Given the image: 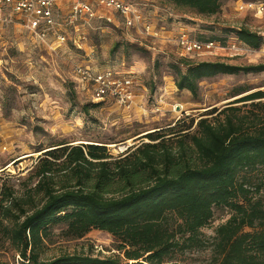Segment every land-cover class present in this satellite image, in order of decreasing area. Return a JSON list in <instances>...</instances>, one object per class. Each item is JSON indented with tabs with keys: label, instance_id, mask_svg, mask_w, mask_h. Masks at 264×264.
Returning <instances> with one entry per match:
<instances>
[{
	"label": "rangeland",
	"instance_id": "rangeland-1",
	"mask_svg": "<svg viewBox=\"0 0 264 264\" xmlns=\"http://www.w3.org/2000/svg\"><path fill=\"white\" fill-rule=\"evenodd\" d=\"M126 1L144 14V25L126 26L115 13L112 21L79 19L63 26L64 43H42L18 23L0 24V205L8 188L14 196H24L27 187L34 185L36 178L30 176L40 157L50 149L103 145L111 156L108 159L114 161L143 142L168 139L175 144L170 142L172 132L188 127L185 131L193 132L203 117L221 122L226 115H247L257 124L258 120L264 123V101H238L264 88L259 87L264 85V72L204 77L198 82L195 97L188 89H178L173 67L179 64L184 71L183 57L264 64V13L253 8L255 0H222L220 11L209 16L166 0ZM65 6L67 12L68 4ZM241 26L262 36L259 48L248 46L232 32ZM182 33L190 38L215 40L225 49L214 48L212 53L194 54L192 58L182 56V46L177 44ZM235 47H244L240 50L243 52L234 54ZM79 64L131 75L135 80L132 105L120 106L109 98L94 99L91 90L79 81ZM240 86L248 90L239 93ZM156 132L164 138L152 141L146 136ZM246 174L240 180L247 181L251 199L264 201V168ZM258 184L263 186L260 191L255 190ZM112 190L109 195L122 193L116 181ZM231 212L228 207L215 206L212 221L200 230L202 244L178 251L165 264H213L215 228ZM64 228V224L52 226L41 259L65 253L121 255L116 236L92 229L81 238H69L63 234ZM0 259L20 264L18 252L3 235L1 224Z\"/></svg>",
	"mask_w": 264,
	"mask_h": 264
},
{
	"label": "trees",
	"instance_id": "trees-1",
	"mask_svg": "<svg viewBox=\"0 0 264 264\" xmlns=\"http://www.w3.org/2000/svg\"><path fill=\"white\" fill-rule=\"evenodd\" d=\"M166 1L208 16L218 13L222 4ZM232 32L248 46L260 47L259 33L243 26ZM181 63L184 71L173 65L175 84L195 97L204 77L264 71L262 63L184 57ZM246 90L238 88L239 93ZM260 98L263 90L238 101ZM258 123L247 115H226L221 122L203 117L193 132L185 131L189 127L172 132L170 142L175 144L168 139L143 142L114 161L103 145L47 150L30 176L36 182L24 196H14L10 188L4 192L2 233L18 252L20 264H165L178 251L202 244L200 230L212 221L214 207H228L230 216L215 228L213 264H264V201L251 199L247 181L240 180L264 168V123ZM146 136L152 141L164 138L159 132ZM115 181L122 193L109 195ZM262 187L258 184L255 190ZM59 224L65 225L63 234L69 238H81L92 229L116 236L121 255L65 253L41 259L52 226ZM0 264L8 263L0 259Z\"/></svg>",
	"mask_w": 264,
	"mask_h": 264
},
{
	"label": "built area",
	"instance_id": "built-area-1",
	"mask_svg": "<svg viewBox=\"0 0 264 264\" xmlns=\"http://www.w3.org/2000/svg\"><path fill=\"white\" fill-rule=\"evenodd\" d=\"M66 3L69 7L67 12L64 11ZM252 3L256 11L264 13V0ZM114 13L126 26L145 24L144 14L126 0H0V24L18 23L30 37L42 43H49L50 40L64 43L66 34L63 26L66 24H73L79 19L112 21ZM177 44L182 46L181 55L191 58L194 54L212 53L214 48L225 49L215 40L190 38L185 33L178 37ZM242 48H233V53H242ZM76 73L81 84L91 90L94 99L109 98L120 106L132 105L135 80L131 75L121 74L113 68L94 70L85 64L77 65Z\"/></svg>",
	"mask_w": 264,
	"mask_h": 264
},
{
	"label": "crops",
	"instance_id": "crops-1",
	"mask_svg": "<svg viewBox=\"0 0 264 264\" xmlns=\"http://www.w3.org/2000/svg\"><path fill=\"white\" fill-rule=\"evenodd\" d=\"M264 71H260V72H255V73H257V74H261V73H263ZM242 73V72H241ZM262 86H264V85H261V86H259V87H262ZM257 90H263L264 91V88H257L256 90H254V91H257ZM247 91V90H246ZM253 91V92H254ZM245 92V91H244ZM251 93V92H250ZM258 100H261V101H264V98H260V99H258Z\"/></svg>",
	"mask_w": 264,
	"mask_h": 264
}]
</instances>
